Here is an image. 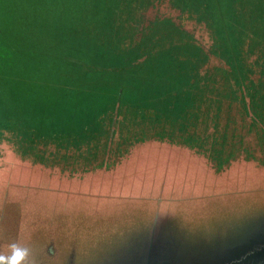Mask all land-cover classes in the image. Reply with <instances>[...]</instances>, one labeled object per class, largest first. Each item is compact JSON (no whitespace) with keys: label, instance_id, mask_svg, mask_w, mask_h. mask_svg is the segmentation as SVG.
Listing matches in <instances>:
<instances>
[{"label":"trees","instance_id":"1","mask_svg":"<svg viewBox=\"0 0 264 264\" xmlns=\"http://www.w3.org/2000/svg\"><path fill=\"white\" fill-rule=\"evenodd\" d=\"M169 1L179 12L203 19L212 34L209 53L224 66L199 74L207 54L192 45L194 54L180 57L186 58L185 77L172 82V74L157 67L169 57L156 40L143 48L129 39L134 26L124 30L123 22L140 4L135 0H54L42 12L38 51L8 42V35L20 38L22 31L37 34V12L18 15L11 33L0 27V143L36 162L44 161L47 145H85L94 153L118 147V139L120 152L125 143L156 136L184 143L216 171L239 156L256 160L240 131L252 133L263 149L264 0ZM166 28L184 40L182 28L170 23L162 32ZM130 42L132 50L124 52Z\"/></svg>","mask_w":264,"mask_h":264},{"label":"rangeland","instance_id":"2","mask_svg":"<svg viewBox=\"0 0 264 264\" xmlns=\"http://www.w3.org/2000/svg\"><path fill=\"white\" fill-rule=\"evenodd\" d=\"M135 3L140 4L135 5L137 11L128 14L127 23L123 22L124 30L126 24L129 29L134 26L135 33L130 31L129 39L139 40L143 48L149 45V40H156L161 52L166 51L169 57L156 62L157 67L165 75L172 74V82L180 84L178 79L185 77L187 67L182 64L186 58L180 57L183 53H193L192 45L200 47L199 54L201 51L207 54L199 66V74L213 66H224L209 53L212 34L203 19L197 21L187 12H179L169 0H135ZM170 23L186 33L183 41L170 28L162 32L163 26L169 27ZM129 46L124 52L132 50L133 42ZM172 55L178 58L170 59ZM129 57L132 61V56ZM240 134L245 135L243 141L252 149L256 160L239 156L223 165L226 169L217 175L206 167H199L200 185L204 188L199 189L202 191L197 195L198 206L194 205L196 199H186L178 207L167 199L168 193L182 188L179 185L184 183L178 172H171L169 165V172L158 171L157 176L158 181L165 179V184H169L164 195L148 201L138 194L135 199L106 204L108 199L101 198V189L120 184L110 183L109 177L101 176L105 174L102 171L94 173L91 180L86 179L81 186L82 194L73 193L72 198L69 193L56 194L57 189L64 188L55 184L51 176L29 172L27 167H23L24 171L17 159L13 162L11 157L3 155V167L7 161L9 165L3 168L0 177L7 178L3 186L8 185L5 197L0 199V253L7 254L8 245L18 242L31 249L35 264H145L146 261L154 264L158 259L167 264H264V164L258 163L264 158V147L259 149L252 133L240 131ZM154 138L148 137L142 142ZM158 141L176 143L167 139ZM117 142L118 147L122 145L118 139ZM6 146L0 143L4 152ZM127 147L130 146L125 143L122 148ZM113 148L109 147L110 152ZM45 156L47 161L50 154ZM159 159L158 152L143 149L134 153L129 165L139 161L138 167L144 169L153 164L177 163L168 162L167 154L165 161ZM12 164H17L18 175L7 170ZM129 172L119 175L122 181L138 174ZM46 173L52 175L51 170ZM190 176L199 179L195 174ZM172 181L179 185L171 186ZM13 195L16 196L10 201ZM116 196L119 199V193ZM261 238L263 241L258 244Z\"/></svg>","mask_w":264,"mask_h":264},{"label":"crops","instance_id":"3","mask_svg":"<svg viewBox=\"0 0 264 264\" xmlns=\"http://www.w3.org/2000/svg\"><path fill=\"white\" fill-rule=\"evenodd\" d=\"M54 0H0V12H5L4 14H0V27H3L4 32L7 33L12 30H15L14 20L18 15H25L27 12H37V19L34 20L36 25L37 34L35 36L25 35L24 31H22L23 36L18 38V36L8 35V42L11 45L16 44L15 42H20L24 44L22 48L29 51H38L42 47L43 39L41 38V34L39 32V28L44 26V18H42V12H47L52 9ZM54 9V7H53ZM19 12V13H18ZM30 14V13H29ZM28 15V14H27ZM30 18L28 16L25 17V22L28 23ZM13 28V29H12ZM8 30V31H7ZM7 36V35H6ZM145 141L139 144L134 145V143L127 148V151H124L125 148L120 147V152L113 148V150L107 149H97L94 153L90 149H86L85 145H81L80 147H68L67 150L64 149H54L51 145L48 146V152L44 150L43 152V160L44 161H36L32 160V156H28V158H20L18 154L15 152L11 145L6 144L5 152L0 149V177L2 176L3 168L8 167L9 163L6 162L3 167L1 158L3 155L11 157L14 162L17 159L20 162L21 167H27L30 169L29 172H44V174L51 176L55 179V184L58 183L64 188L63 190H58L56 194L63 195L64 193L68 194L73 198V193L75 196L77 194H82L83 189L81 186L84 184L86 179L91 180L94 173H98L102 171L105 173L101 176H107L110 178V183L120 184L116 187H103L100 192L101 198L106 200V204H109L111 201H124L127 199H135L138 194H142L143 197L151 201L152 199H156L158 195H164L165 187H168V182L165 184V179L158 181V171H162L164 174L169 172L167 166H171L173 173H179L184 183L182 185L177 184L172 181L171 186L179 185L180 189L177 191L173 190V192L168 193L169 199L172 203H174L177 207L180 206L181 202L186 199H196L197 201L194 203L195 206H198L199 196H197L204 188L200 185V170L199 167H206L210 171L217 175L222 172L226 168H222L221 170H215L214 166L207 161L201 154L196 153L193 149H185L187 147L180 145L178 143H170V142H162V141ZM47 146H44L46 149ZM143 149H152L159 153L160 159L158 161H165V154L169 157L168 162H177V163H162L160 165L153 164L147 168L143 169L138 167L139 161L136 163L130 162L132 161V157L134 153H140V150ZM174 151L184 152L180 154H174ZM50 158L46 161V156ZM184 158L185 160H182ZM28 160V161H24ZM183 161V162H181ZM22 163V164H21ZM172 164V165H170ZM28 165V166H24ZM17 164L10 165V170L12 175H18L15 168H17ZM52 168V169H51ZM149 169V170H147ZM26 171L24 168L22 169ZM52 171V175L46 173L48 171ZM130 171L129 174L138 173L135 177H129L127 180H121L120 174L123 172ZM142 171V172H140ZM23 172V171H22ZM140 172V173H139ZM190 174H195L199 176V179H193ZM12 175L10 177H12ZM91 178V179H90ZM7 179V178H6ZM5 179V180H6ZM12 179V178H11ZM0 178V190H3V194L0 195V199L5 197V189L7 188V184L3 186V182L5 181ZM167 180V179H166ZM10 181V178L7 182ZM68 184V187L66 188ZM69 188V189H68ZM76 188V189H75ZM15 189V188H14ZM51 189V188H49ZM75 189V190H74ZM213 188L209 189L212 190ZM53 190V188H52ZM99 193V192H98ZM116 193H119V199L116 196ZM13 195L9 198L10 201H13ZM181 208L185 211L186 208L181 205ZM264 229L262 230V232ZM261 232V234H262ZM263 238L258 241V244L262 243ZM149 261H146L145 264H148ZM154 264H167L164 260H156Z\"/></svg>","mask_w":264,"mask_h":264},{"label":"clouds","instance_id":"4","mask_svg":"<svg viewBox=\"0 0 264 264\" xmlns=\"http://www.w3.org/2000/svg\"><path fill=\"white\" fill-rule=\"evenodd\" d=\"M31 249L18 242L8 245V253H0V264H35Z\"/></svg>","mask_w":264,"mask_h":264}]
</instances>
